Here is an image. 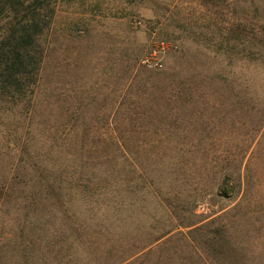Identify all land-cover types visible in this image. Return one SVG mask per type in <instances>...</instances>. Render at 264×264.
<instances>
[{
    "label": "rangeland",
    "instance_id": "374dc122",
    "mask_svg": "<svg viewBox=\"0 0 264 264\" xmlns=\"http://www.w3.org/2000/svg\"><path fill=\"white\" fill-rule=\"evenodd\" d=\"M50 1L0 264H264V0Z\"/></svg>",
    "mask_w": 264,
    "mask_h": 264
},
{
    "label": "trees",
    "instance_id": "16d2710c",
    "mask_svg": "<svg viewBox=\"0 0 264 264\" xmlns=\"http://www.w3.org/2000/svg\"><path fill=\"white\" fill-rule=\"evenodd\" d=\"M50 0H0V95L23 96L35 84L37 49L54 11Z\"/></svg>",
    "mask_w": 264,
    "mask_h": 264
}]
</instances>
